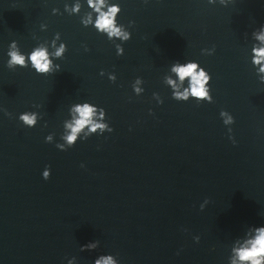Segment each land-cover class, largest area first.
Here are the masks:
<instances>
[{
    "label": "water",
    "instance_id": "water-1",
    "mask_svg": "<svg viewBox=\"0 0 264 264\" xmlns=\"http://www.w3.org/2000/svg\"><path fill=\"white\" fill-rule=\"evenodd\" d=\"M119 2L120 23L135 21L123 57L79 17L53 16L64 0H0V264H94L102 254L120 264H227L233 241L264 225V84L249 56L264 0ZM57 32L68 44L62 71L7 68L13 40L29 52ZM212 46L215 55H202ZM188 60L212 75L215 103L172 99L164 77ZM84 101L105 108L115 131L66 152L46 143L53 133L61 142L69 107ZM221 110L235 117V145ZM25 111H40L36 128L19 121Z\"/></svg>",
    "mask_w": 264,
    "mask_h": 264
},
{
    "label": "clouds",
    "instance_id": "clouds-1",
    "mask_svg": "<svg viewBox=\"0 0 264 264\" xmlns=\"http://www.w3.org/2000/svg\"><path fill=\"white\" fill-rule=\"evenodd\" d=\"M151 0H144V3H150ZM162 3L163 0H157ZM207 3L212 6L219 4L225 8L230 5H235L237 0H207ZM87 6V11H84ZM123 12L119 0H64L63 12L59 7L52 9L53 16H61L67 13L68 16H77L80 18V23L84 28H92L99 35L107 38L115 46L116 55L123 57L125 55V47L133 38V33L130 30L135 26V21H130L126 26L120 23V16ZM40 30L42 32L48 31L47 24H41ZM34 39L39 40L35 34ZM253 41L249 52L250 63L255 70L259 83L264 84V26H261L251 34ZM84 51H90L87 45H83ZM68 52V44L63 41L62 35L57 32L51 40H44L39 42L29 52H24L20 44L13 40L6 53V66L8 69L15 71L17 69H31L37 75L48 77L55 75L62 71V65L58 61L64 60ZM216 48H205L202 50V55H215ZM100 76L107 78L115 84L117 82V75L100 72ZM212 75L207 69L198 61L188 60L185 62H174L170 65L168 74L164 77V84L171 90V97L177 102L188 103L193 100L198 103H215L212 95ZM145 81L137 77L132 83L131 87L136 97H141L145 93ZM153 99L159 104L163 105L164 100L159 93L153 94ZM39 108L40 106L34 105ZM0 111H4L0 109ZM9 117L12 113L5 111ZM150 115L154 112L149 111ZM68 117L63 122V133L60 136V141H56L55 134H49L45 137V142L48 144H55L56 148L62 152L75 148L80 142H87L95 135L115 131L108 122V114L105 108L97 104L84 101L72 104L68 109ZM220 118L224 126L228 130V138L232 143L236 144L233 133V125L236 123L235 117L227 110H221ZM19 121L26 128H36L42 119L40 111H25L18 116ZM47 127V124L44 125ZM84 167V165H81ZM52 169L50 166L46 167L42 172L44 180L51 179ZM209 201L205 200L200 205L203 211ZM196 243L200 242V237H194ZM100 247V242H92L81 249L96 250ZM215 251V249H213ZM67 264H78L77 258L72 257L67 261ZM94 264H120L116 256L107 254L99 255L94 261ZM227 264H264V225L252 226L247 228L244 234L236 238L230 249Z\"/></svg>",
    "mask_w": 264,
    "mask_h": 264
}]
</instances>
